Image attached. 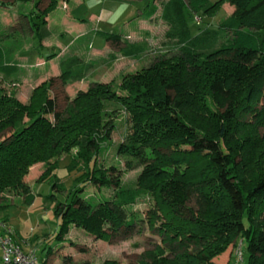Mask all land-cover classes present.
Segmentation results:
<instances>
[{
  "label": "trees",
  "instance_id": "trees-1",
  "mask_svg": "<svg viewBox=\"0 0 264 264\" xmlns=\"http://www.w3.org/2000/svg\"><path fill=\"white\" fill-rule=\"evenodd\" d=\"M226 1L234 12L218 30L193 35L188 19L211 17L222 0H159L158 18L166 24L165 37L177 46L176 55L123 76L117 88L93 83L62 112L49 94L50 81L35 87L27 104L0 90V203L9 193L32 204L25 177L40 163L45 171L38 182L52 181V190L60 191L56 160L80 148L75 156L86 166L84 180L115 192L94 205L82 196L84 188L73 184L69 196L54 199L56 241L61 243L70 225L106 241L132 235L139 220L126 208L146 194L153 202L146 223L160 240L137 264H214L212 259L238 238L244 241L245 264H264V0ZM50 3L45 11L32 12L30 27L37 35L53 9ZM219 31L230 38L216 46ZM97 35L123 57L140 56L147 48L120 34ZM84 69H65L60 79L65 83ZM17 71L0 48V73ZM106 103L131 116V132L117 153L143 167L137 189L121 188L119 171L96 170L91 162L89 154L114 128L111 117L104 119ZM38 262L44 264V258Z\"/></svg>",
  "mask_w": 264,
  "mask_h": 264
},
{
  "label": "rangeland",
  "instance_id": "rangeland-1",
  "mask_svg": "<svg viewBox=\"0 0 264 264\" xmlns=\"http://www.w3.org/2000/svg\"><path fill=\"white\" fill-rule=\"evenodd\" d=\"M50 1L0 0V48L5 61L18 67L17 73L11 76L0 73V90L23 104L29 102L35 87L50 81L49 94L62 112L78 92L87 90L91 84H111L117 88L123 76L134 74L160 59H170L177 53L175 42L165 37L166 24L158 18L159 0H53V9L44 19L45 26L39 30V40L38 29L33 32L30 27L31 15L33 11L42 12ZM233 12L234 8L222 0L211 17L192 15L188 19L190 31L195 35L205 29L218 30L219 24ZM96 30L120 34L129 43L145 42L147 48L140 56L123 57L117 46L97 37ZM229 38V33L219 31L216 46ZM81 67H85L82 74L77 73L62 82L60 76L65 69L72 68L76 72ZM209 106L215 108V103L212 101ZM109 117L113 119L114 128L109 139L99 140L97 152L89 154L91 162L95 163L96 170L107 172L114 168L119 171L121 188L137 189L143 167L133 158L117 153L118 146L126 142L131 132V116L120 105L106 103L104 119ZM258 133L263 135V129ZM79 150L74 148L56 160L54 176L60 191L52 190V181L38 182L45 171L44 164L32 166L25 177L34 195L32 204L24 205L22 198L5 193L7 202L0 203V221L14 232L25 252H35L37 258H44V264H103L107 260L139 263L144 253L153 250L160 240L146 223L153 205L146 194H140L135 203L126 208L128 214H134L139 220L128 237L106 241L70 225L61 243L54 239L58 226L53 215L54 199L62 201L69 196L73 184L82 186V196L94 205L113 198L115 192L113 187H96L84 180L86 166L75 156ZM188 206L194 207L193 202ZM43 248L49 254L45 255ZM239 254L243 256L240 264H245L244 241L238 238L212 262L235 264ZM67 258L70 261L64 262Z\"/></svg>",
  "mask_w": 264,
  "mask_h": 264
},
{
  "label": "built area",
  "instance_id": "built-area-1",
  "mask_svg": "<svg viewBox=\"0 0 264 264\" xmlns=\"http://www.w3.org/2000/svg\"><path fill=\"white\" fill-rule=\"evenodd\" d=\"M0 254L2 264H39L35 252H25L14 240L13 232L0 221ZM241 263V255L235 264Z\"/></svg>",
  "mask_w": 264,
  "mask_h": 264
},
{
  "label": "crops",
  "instance_id": "crops-1",
  "mask_svg": "<svg viewBox=\"0 0 264 264\" xmlns=\"http://www.w3.org/2000/svg\"><path fill=\"white\" fill-rule=\"evenodd\" d=\"M127 2H133V1L128 0ZM151 9H152V8H151ZM149 10H150V9H149ZM157 10H160L158 6H157ZM96 32H98V31L96 30ZM97 37H98V35H97ZM36 55H37V54H36Z\"/></svg>",
  "mask_w": 264,
  "mask_h": 264
}]
</instances>
